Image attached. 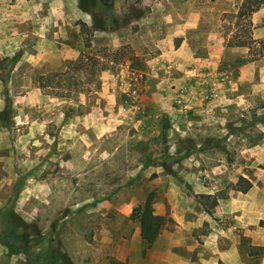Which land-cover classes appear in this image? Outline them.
Segmentation results:
<instances>
[{"label":"rangeland","instance_id":"1","mask_svg":"<svg viewBox=\"0 0 264 264\" xmlns=\"http://www.w3.org/2000/svg\"><path fill=\"white\" fill-rule=\"evenodd\" d=\"M244 1L96 0L93 19L81 0H0V232L73 264H264V89L237 81L253 53L208 69L159 53L191 13L199 56L211 30L248 39ZM147 196L166 216L149 248ZM0 264L32 263L0 241Z\"/></svg>","mask_w":264,"mask_h":264},{"label":"trees","instance_id":"2","mask_svg":"<svg viewBox=\"0 0 264 264\" xmlns=\"http://www.w3.org/2000/svg\"><path fill=\"white\" fill-rule=\"evenodd\" d=\"M101 3V10L103 14L109 12L113 6V0H99ZM90 4V8L86 3L81 0L82 7L85 10L90 11L93 16L96 14L97 4L96 0H88ZM264 4V0H245L242 3L241 11L238 16L243 15L244 17L248 16L247 25L251 26L250 35L248 39H240V35H234L233 44L239 45H248L250 48V52L253 55L250 59L258 58L264 56V36L261 39L253 38L252 32V21L250 19L251 13L258 9L260 6ZM107 19L106 16H101L100 23L97 24L96 20L94 21L93 29H104L106 28ZM252 44H257L258 47L254 48ZM89 53L83 52L80 56L79 61H82V57H89ZM252 186V182L247 177L241 176L240 179L232 185L234 190H239L242 192H246ZM226 194H223V191H220L216 196L212 198L211 204L216 205L218 203L219 198L225 197ZM206 203V202H205ZM209 209V207L207 206ZM132 216L139 220L140 224V234L146 245L149 248L154 241L156 240L158 234L160 233L163 225L166 223V216L163 214H159L155 212L153 201L150 196H147L144 203L137 205L133 211ZM24 237V241L23 238ZM26 236L17 234H8L5 232H0V241L3 242L11 251L13 252H23L26 258L32 264H73L69 255L58 249H54L49 253H37L31 250V248L27 245ZM20 240L22 243H17V240Z\"/></svg>","mask_w":264,"mask_h":264},{"label":"crops","instance_id":"3","mask_svg":"<svg viewBox=\"0 0 264 264\" xmlns=\"http://www.w3.org/2000/svg\"><path fill=\"white\" fill-rule=\"evenodd\" d=\"M221 9L225 10L222 7ZM200 17V13H191L188 22H183L184 28L182 34H180L181 39L178 44L161 47L160 56L166 59L167 57L170 58L169 69H208L212 64L216 66L218 61L222 59L223 49H225V54H227L225 58H229L231 54H236L237 56H248L250 54L249 46L239 44L225 46L223 44V36H219V34L211 30L212 33H209L202 43L205 46L207 55L199 56L197 45L192 43L194 38L198 39V37L188 36L185 34V29L186 24L187 27L197 26ZM250 19L252 21L251 34L253 38L261 39L264 36V4L251 13ZM237 81L239 85L246 84L251 90L264 89V56L244 60L240 65ZM98 96L101 95L99 94ZM96 121L98 129L100 127L104 128L105 124L101 121L103 126H100L98 117Z\"/></svg>","mask_w":264,"mask_h":264}]
</instances>
